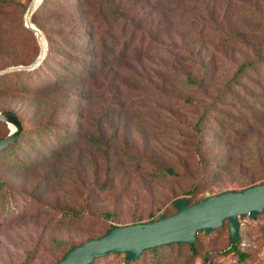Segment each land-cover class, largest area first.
<instances>
[{"label":"rangeland","instance_id":"1","mask_svg":"<svg viewBox=\"0 0 264 264\" xmlns=\"http://www.w3.org/2000/svg\"><path fill=\"white\" fill-rule=\"evenodd\" d=\"M41 2L0 0V76L42 68L0 92L24 128L0 158V264H54L176 200L264 181V0ZM10 131L0 123V139ZM239 224L234 251L224 222L197 233L194 255L171 244L93 264H264V211Z\"/></svg>","mask_w":264,"mask_h":264},{"label":"water","instance_id":"2","mask_svg":"<svg viewBox=\"0 0 264 264\" xmlns=\"http://www.w3.org/2000/svg\"><path fill=\"white\" fill-rule=\"evenodd\" d=\"M28 27L37 34L35 28ZM0 122L13 127L6 137L0 139L2 151L19 138L23 128L17 115L11 111L0 112ZM174 208V214L155 221L114 226L102 236L72 247L54 264H93L96 259L111 254H124V261L133 262L144 251L159 246L193 245L198 232L209 235L224 222L229 229L230 246L235 245L239 238V218L249 216L254 220L264 211V181L240 191L209 196L193 204L188 199H179L174 202Z\"/></svg>","mask_w":264,"mask_h":264},{"label":"trees","instance_id":"3","mask_svg":"<svg viewBox=\"0 0 264 264\" xmlns=\"http://www.w3.org/2000/svg\"><path fill=\"white\" fill-rule=\"evenodd\" d=\"M52 1L53 0H42V2H41V4H40V7H42V9H45V10H47L50 6H52ZM25 30V29H24ZM66 38H68V36H60L59 37V40L63 43V44H67V41L65 40ZM72 42V46H77L80 42H81V38H77V39H75V40H72L71 41ZM87 44V46H89V44H90V39L88 38V40H87V42H86ZM131 44V43H130ZM129 43L127 44V45H125V47H128L129 45H130ZM85 45V46H86ZM70 47V49L71 50H73V47ZM128 48H126V50L124 51L125 52V54H127L128 53ZM135 54H136V51H135ZM134 54V55H135ZM64 62V63H63ZM61 63H63L62 65H61ZM57 65L56 66H58L59 68H62L63 70L62 71H66L67 69H68V61H64V59L62 60V61H58L57 63H56ZM79 66V67H78ZM81 66V67H80ZM39 68H41L40 67V64L38 65V66H36L34 69H31V70H28V71H17V72H14V73H10V74H6V75H2V76H0V86H6V84L8 83V88L10 87L11 89H5V88H2V87H0V92H2V91H15V90H17V83L16 82H13V80H14V78H16V76H17V74L19 73V76H24V77H29L31 74H30V72L31 71H35V70H37V69H39ZM246 68H247V66L246 65H242V66H240L239 67V69H238V73L240 74V73H244L245 71H246ZM42 69V68H41ZM85 68H83L82 67V65H76V67H74L72 70H70V72H69V76H75V75H79V73L80 72H85ZM187 82H191V79L190 78H187ZM2 112H5V110H1ZM12 112V111H11ZM14 113V112H13ZM16 114V113H15ZM17 115V114H16ZM18 117V116H17ZM19 118V117H18ZM20 120V119H19ZM21 122V121H20ZM0 123H3V122H0ZM3 124H5V123H3ZM22 124V123H21ZM22 128H23V126H22ZM39 131H35V133H38ZM23 133H24V128L22 129V132H21V134H20V136H19V138L14 142V143H12V144H10V145H8L4 150H2V151H0V158H4L5 160L6 159H11V157H12V155L14 154V148L18 145L17 143H18V141L20 140V137H22V135H23ZM1 200L3 199V197L1 196V198H0ZM203 200V199H202ZM198 202V201H197ZM191 203V202H190ZM196 203V202H195ZM191 204H193V203H191ZM1 207H2V210H3V212H6V210H7V206L5 207L4 206V204H2L1 205ZM73 216H75V217H78L79 216V214H77V213H73ZM106 216H109V215H106ZM160 217H162V216H160ZM159 217V218H160ZM112 227H110L108 230H110ZM171 244H168V245H163V246H159V247H156V248H154V249H150V250H146V251H144L143 253H142V255L141 256H143V254L145 253V252H150V253H154L156 250H158V249H161V248H163V247H167V246H170ZM177 245V244H176ZM187 245V244H186ZM236 245V244H235ZM235 245H232V246H230V250L231 251H234V250H236V246ZM189 246V249H191V252H192V255H194L195 254V250H194V248H193V246L192 245H188ZM72 248V247H71ZM71 248H69L68 249V251L71 249ZM67 251V252H68ZM66 252V253H67ZM111 255H114V254H111ZM109 256V255H108ZM141 256L138 258V259H136L137 261L141 258ZM63 257V256H62ZM61 257V258H62ZM102 258H104V257H102ZM100 259V258H99ZM97 260V259H96ZM135 260V261H136ZM126 262V261H125ZM134 262V261H133ZM126 263H131V262H126Z\"/></svg>","mask_w":264,"mask_h":264},{"label":"bare ground","instance_id":"4","mask_svg":"<svg viewBox=\"0 0 264 264\" xmlns=\"http://www.w3.org/2000/svg\"><path fill=\"white\" fill-rule=\"evenodd\" d=\"M13 129V127H11V130Z\"/></svg>","mask_w":264,"mask_h":264}]
</instances>
